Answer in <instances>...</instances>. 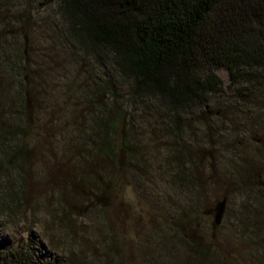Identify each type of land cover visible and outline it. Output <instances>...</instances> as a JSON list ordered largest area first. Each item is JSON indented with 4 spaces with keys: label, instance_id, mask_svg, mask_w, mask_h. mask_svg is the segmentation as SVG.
Returning a JSON list of instances; mask_svg holds the SVG:
<instances>
[{
    "label": "rangeland",
    "instance_id": "rangeland-1",
    "mask_svg": "<svg viewBox=\"0 0 264 264\" xmlns=\"http://www.w3.org/2000/svg\"><path fill=\"white\" fill-rule=\"evenodd\" d=\"M58 10L57 0H0L1 46L22 70L0 68V123L17 139L0 147V242L46 264H264V103L243 110L226 98L211 127L169 134L111 64L71 47ZM25 36L19 57L9 45L25 50ZM216 72L227 89L229 70ZM96 74L113 78L115 99ZM11 147L23 150L18 167ZM7 192L18 208L2 206ZM224 196L216 224L206 211Z\"/></svg>",
    "mask_w": 264,
    "mask_h": 264
},
{
    "label": "trees",
    "instance_id": "trees-1",
    "mask_svg": "<svg viewBox=\"0 0 264 264\" xmlns=\"http://www.w3.org/2000/svg\"><path fill=\"white\" fill-rule=\"evenodd\" d=\"M57 6L71 47L95 65L111 64L132 98L164 115L169 134H182L193 123L209 125L211 107L219 101L230 98V105L243 110L264 103V0H57ZM2 19L0 14V25ZM3 39L0 28V68L17 77L20 61L5 56ZM9 46L24 57L22 45ZM222 66L230 73L227 89L216 72ZM93 77L115 99L113 78ZM15 99L22 121L27 92L16 90ZM116 105L117 100L111 110ZM11 133L0 123V147L17 140ZM11 148L16 155L10 166L18 167L23 150ZM7 193L2 206L12 202L18 208L16 194ZM0 264L46 263L24 246L0 242Z\"/></svg>",
    "mask_w": 264,
    "mask_h": 264
},
{
    "label": "water",
    "instance_id": "water-1",
    "mask_svg": "<svg viewBox=\"0 0 264 264\" xmlns=\"http://www.w3.org/2000/svg\"><path fill=\"white\" fill-rule=\"evenodd\" d=\"M27 47H28V36H25V52L27 51ZM226 200L227 198L226 196H224L222 200L217 202L214 208H211L206 211L208 214L214 212L213 218L216 224H219L222 221V217L225 212Z\"/></svg>",
    "mask_w": 264,
    "mask_h": 264
},
{
    "label": "flooded vegetation",
    "instance_id": "flooded-vegetation-1",
    "mask_svg": "<svg viewBox=\"0 0 264 264\" xmlns=\"http://www.w3.org/2000/svg\"><path fill=\"white\" fill-rule=\"evenodd\" d=\"M212 213H214V212H212ZM214 215V214H213ZM213 215L211 214L210 216H212L213 217Z\"/></svg>",
    "mask_w": 264,
    "mask_h": 264
}]
</instances>
